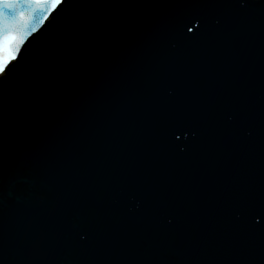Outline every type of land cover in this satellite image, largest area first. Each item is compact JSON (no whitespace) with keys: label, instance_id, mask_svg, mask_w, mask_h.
<instances>
[{"label":"water","instance_id":"obj_1","mask_svg":"<svg viewBox=\"0 0 264 264\" xmlns=\"http://www.w3.org/2000/svg\"><path fill=\"white\" fill-rule=\"evenodd\" d=\"M25 11L0 264H264V0Z\"/></svg>","mask_w":264,"mask_h":264},{"label":"snow or ice","instance_id":"obj_2","mask_svg":"<svg viewBox=\"0 0 264 264\" xmlns=\"http://www.w3.org/2000/svg\"><path fill=\"white\" fill-rule=\"evenodd\" d=\"M49 3L59 6L63 0H0V78L6 76L8 64L17 59V56L14 55L16 52L14 45L20 38L17 27L27 19L26 6ZM41 20L42 14L39 9H36L31 21L34 25ZM31 30L35 31V28L33 27Z\"/></svg>","mask_w":264,"mask_h":264}]
</instances>
